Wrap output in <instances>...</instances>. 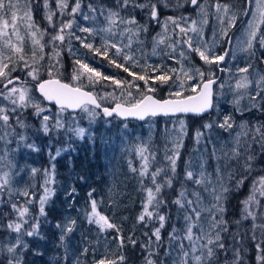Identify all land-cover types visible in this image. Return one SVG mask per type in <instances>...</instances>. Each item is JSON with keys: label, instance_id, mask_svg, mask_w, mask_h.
Listing matches in <instances>:
<instances>
[{"label": "snow or ice", "instance_id": "6c2138e0", "mask_svg": "<svg viewBox=\"0 0 264 264\" xmlns=\"http://www.w3.org/2000/svg\"><path fill=\"white\" fill-rule=\"evenodd\" d=\"M185 2L190 3L199 10L198 15L201 19L199 21L191 20L190 26L183 27L181 26V21H187L190 18L167 16L163 20L162 31L152 37L153 55L158 54L157 49L160 45H166L173 50L172 53H167L166 55H168L169 59H175L174 52L177 44L187 46L186 49L181 50L179 53L181 59L178 63L181 64V67L179 70L177 68L169 69L168 72L174 74L169 75L168 72L158 70L157 67L142 64L140 62L141 58H138L133 50L134 43L143 44L140 36L141 34H147L148 24H141L134 15H121V12L127 10L129 7L133 10H147L148 22H155L157 26H161L160 13L158 11V5L161 3V0H155V2L153 0H146L144 3H140L138 0H115L112 7L104 5L94 7L92 4H89V11L94 14L92 16L83 15L81 12L82 0H75V4L71 6V11L68 13L72 19L61 21L55 34L50 35L48 43L52 45V50L48 55L47 64H41V61L45 60L43 51L45 44L41 43V40L47 29L41 30L35 24L32 16L31 0H0V84L4 88V91L0 92V97L11 104V108H8L6 105L0 106V128H11L14 134L15 129L10 124V114H16L18 109L22 110L29 106L34 109L36 117H41L40 130L45 135L53 131L59 132L64 130L66 133H72L80 139H84L87 130L84 127L66 125L65 119L59 113H63L68 108L80 109L83 113L87 114L89 121L92 122L101 114L104 117L115 116L124 119L133 117L144 120L146 117H155L157 115L169 116L177 113H191L202 116V114L208 112L214 107L213 85L217 81L215 72L211 71V68L215 65L220 71H225L226 69L220 67V65L225 60V56L228 55L227 49L224 54H217L215 52L218 43L217 37H228V42L231 43L229 30L235 27L240 13L233 10V5L220 3L217 0L214 8L219 30L217 31V27L213 26V38L209 41L204 38V26L209 23L207 9L198 0H185ZM163 6L165 8L169 7L168 0H163ZM181 6L179 0H177L175 7ZM56 7L63 14L69 8V0H56ZM44 8L50 9L49 0H44ZM21 12L23 15H18ZM97 12L103 18L105 26L81 27L76 24L75 14L80 13L83 16V20H92L95 23L98 19L95 15ZM243 14L251 16V19L246 24V39L243 42L245 47L242 50L254 57V42L264 49V27H262L264 26V0H245ZM54 15V11L49 10L46 13L45 19L55 29L56 25L53 24ZM21 22L25 31L32 38L31 64L28 62V54L25 52L24 37L20 34ZM74 24H76L79 32L86 35L80 36L75 31H66L73 29ZM169 24L172 25L173 32L178 28L179 32L187 38L169 42L171 39L168 36ZM189 32L193 33V35L189 36ZM38 33L39 39L36 38ZM117 36L120 39H116ZM13 37H15V41ZM97 37H99L98 44L95 43ZM73 40L78 41L87 52L78 56L73 61L72 80L80 81L82 77H86L91 86L103 85L105 82H110L108 86L113 87L114 91L119 89L120 97H116L113 92H106L104 96L100 97V100H103L105 97H111L113 100H117L114 107H102L101 103L98 102L97 96L92 91H85L82 86L74 87L71 84L61 83L60 80L52 78L55 75H59L63 67L60 64L61 45L66 42L68 52L76 55V51L73 49ZM57 41L60 43L57 44ZM189 53L198 56L203 64L208 67L209 71L206 73L201 67L196 66L191 60ZM88 55H92L93 58L103 57L108 61L109 66L126 73L127 78H117L116 75H105L98 68L85 62V57ZM53 59H55L54 63ZM250 67L251 64L238 69V71L248 73ZM42 69L47 72L49 79L43 80L40 77ZM17 71H26L27 76L32 77L37 82V89L43 97L48 101H55L60 106L59 113L56 116L50 118L48 115L43 114L45 109L41 108L39 103L33 102L29 88L25 86L10 87L14 82L21 81L20 76L13 75ZM150 73H155V75ZM187 81H192L187 89V91L192 93L190 95L184 92ZM140 82L143 83L141 84ZM157 82L159 85H168L169 87L174 84L177 90L169 92L170 98L157 99L152 94L157 91ZM24 83L26 84L27 82L25 81ZM253 83L256 86L255 95H249V99L255 102L258 96L264 94V74H258V79L255 81L250 80L247 75H244L236 82V88L246 90ZM220 87L223 88V85L221 84ZM120 99H123L125 102H119ZM235 103L238 104L239 99ZM90 105L92 107H89ZM97 109H101V111L98 112ZM69 115L72 116V114ZM50 119L52 120L51 124L49 123ZM15 121L21 128L26 127L25 122L19 115H15ZM179 124L180 132L186 134L185 120L180 119ZM217 126L225 130L231 129L233 127L232 117L225 116L224 120ZM202 127L204 129H211L213 123H205ZM241 127H245V125L242 124ZM8 134L7 131L0 134V141H5ZM194 135L196 141L199 142L204 133L200 129H197ZM240 135L247 136L248 133L238 134L233 147L228 150L222 149V155L218 156L216 149H213L212 155L216 160L215 179L212 178L211 173L205 170L203 163L199 165L198 172L190 170L192 169L191 161L186 165L184 182L190 181L195 187L189 190L185 187V183L181 182L178 195L171 201V204L177 206V212L182 214L183 219L182 227L178 228L173 225L172 231L169 233V251L166 252V255H170L173 249L176 250V259L173 261V264H213L218 250L227 251L221 237V232L226 231V228L222 227V225L226 224V221L222 218L225 211L223 203L227 199V193L229 192V188L224 183V172L229 169L230 162L233 160L239 165L242 156L244 157L242 168L245 172H250L252 162L255 159L250 154L251 145L248 143L241 144ZM257 137L261 151L264 152V126L252 130L254 142H256ZM26 139L25 136L20 135L18 137V144L19 142L26 141ZM6 143H10V141H6ZM174 143L173 154L165 155L168 166L157 167L151 172H149L150 157L145 155L148 148L144 145L138 148V153L143 161L139 170V177L142 191L146 193V198L142 201V209L137 220L141 223L146 221L158 223V226L152 230V235L148 237L150 243L145 245V248H151L153 242L157 246L160 245L162 229H164L166 222L170 219V217L162 213L161 209L167 203L162 198L163 190L165 188L171 189L174 180L178 179L176 169L182 139L178 138ZM24 146L36 151L39 150L31 143H25ZM60 152L61 149H58L56 156H59ZM54 167L53 165L52 171L49 169L44 170L43 195L39 197L40 217L47 216L45 205L51 196L54 195V189L47 186L49 183L54 182ZM38 171L36 168L31 169L33 175ZM131 171L136 172L137 170L131 168ZM169 171L171 175L168 174ZM235 171L236 169H232L227 172L230 180L233 178ZM145 178L150 181V186L144 185ZM245 178L242 176L237 180V187L243 184ZM80 179L83 180L84 178L80 177ZM9 184V173L4 172L2 177H0V192H3ZM94 193L95 189H92L87 194L90 211L84 210V216L90 224L97 225L101 232L108 229L114 230L119 240L118 247L122 249L124 245L122 228L118 224L111 222L108 216L97 211L98 201L93 198ZM19 194L26 197L29 196L28 190H24ZM75 194L76 189L72 188L68 193V197L74 199ZM257 194L259 197H264V176H260L258 181H254L252 192L243 202L246 213L244 219L251 218L253 221V240H256L255 232L257 229H259L260 235L264 237V222H256L258 219L264 221V211L257 213V211L250 210L249 208L250 205L254 208H264V205L257 198ZM9 195H11L10 187ZM206 198H210L207 203ZM31 203V200L26 201V205H30ZM11 209L18 214V219L9 222L6 228L14 231L17 235L14 243H0V254L7 255V264H23V256L20 250L28 248L27 243L23 241V236H38L40 223L39 219L36 218V221L29 228L22 231L24 224L28 223L24 218L30 213V208L11 203ZM217 216L221 218L217 219ZM76 223L77 221L72 218H66L63 224L57 223L56 227L61 230L59 237L61 243L75 230ZM145 235L148 234L145 233ZM185 241H187V244H185ZM128 242L132 245H136L137 243L132 236L128 237ZM255 247L257 250V264H264V243H256ZM87 252V248L83 249L82 255ZM155 254V251L149 252V256ZM65 260H68L67 255L65 256ZM124 260L125 257L122 254L117 256L116 259L104 256L98 260H93V264H122ZM0 264H4V261H0ZM75 264H84V262L80 257H77ZM145 264H157V261L146 257ZM225 264H229V262L225 261ZM231 264H242L239 250L236 251L235 259Z\"/></svg>", "mask_w": 264, "mask_h": 264}, {"label": "rangeland", "instance_id": "374dc122", "mask_svg": "<svg viewBox=\"0 0 264 264\" xmlns=\"http://www.w3.org/2000/svg\"><path fill=\"white\" fill-rule=\"evenodd\" d=\"M142 2L144 3L145 1L143 0ZM153 2H155V0H153ZM174 2L177 3V0H174ZM198 2L203 4L209 13V23L204 26V38L211 41L213 38V26L217 27V31L219 30L214 8L217 0H198ZM219 2L233 5V10L240 13V15L238 16L235 27L229 30L231 43L228 42V37H217L218 43L215 52L221 54L224 50H228V55L225 56V60L220 65V67L226 70L220 71L219 78L213 86L214 107L208 114L201 118L192 119L189 116L178 115L159 118L147 117L141 122H136L131 120L123 121L116 118L104 119L98 116L94 121L90 122L87 114L83 113L80 109L75 113H68L66 111L59 113V108L45 104L34 90L36 81L33 80L32 77L27 76L26 71L19 73L22 75V78L26 79L27 83H19L20 81L14 82L10 87L25 86L29 88L33 102L39 103L40 107L45 109L44 115H48L51 118L59 113V115L65 119L66 125H70L71 127H84L87 131L84 139H80L72 133H66L64 130H61L59 132L62 134V143L57 147H53L51 146L52 143L48 141L40 143L41 137H48L49 134L45 135L40 130L41 117H36L34 115V109L31 106L22 110L18 109L16 114H10V124L15 129V133H12L11 128H0V134H3L5 131L9 133L5 141H0V177H2L4 172H8L10 181L9 186L6 187L3 192H0V243H14L17 235L14 231L6 228L9 222L18 219V214L11 209V203H16L18 206H28L30 208V213L24 218L28 223L24 224L22 231L29 228V226L36 221V218L39 219V223L41 222L42 217L39 216V197L43 195L45 179L44 170L49 169L52 171L53 165L55 166L54 182L49 183L47 186L54 189V195L51 196L47 204L52 201L53 205L57 206V209L61 212L62 217L59 223L63 224L66 218H72L77 221L75 230L66 237L63 243H61L59 239L61 235V230L59 229L56 243L59 250L54 254L57 257V263L55 264H65V262L67 264H75L77 257H80L84 264H93V260H98L106 254H109L111 259H116L119 250L117 233L113 236L111 234H106L105 231H99L98 226L90 224L84 216V210L90 211L87 194L92 189H95L93 198L98 201L97 211L108 216L111 222L114 223L115 220L122 221L125 219V214L122 213V202L125 203L127 195L133 191L138 192V207L140 214L142 201L146 198V193L142 191L139 177V170L143 161L138 153V148L142 145L148 148L145 155L150 157L149 172H151L157 167L168 166L165 155H172L175 147L174 142H176L178 138L182 139V146L179 148L180 156L177 160L178 170L176 169L178 179L174 180L171 189L165 188L162 192V198L167 202L165 205L166 210L163 207L161 209L162 213L169 217L170 213L168 211H171L174 215L172 223H168L165 254L169 251V233L172 231V226L175 225L179 228L183 225L182 214L177 212V206L171 204V201L178 195L181 182H184L186 165L190 161L192 164V169L190 170L198 172L199 165L203 163L205 170L211 173L212 178L215 179L216 160L212 155L213 149H216L218 156L222 155V149L228 150L233 147L238 134L247 132V136L240 135V142L241 144L248 143L251 145L250 154L255 157L252 162V169L250 172H245L243 170V156L240 159L239 165L233 160L230 162L229 169L224 172V183L230 191L236 186L237 180L243 176L246 177L244 181L246 179L250 182L252 181L251 184L253 188L254 181H258L260 176H264V152L261 151L258 137L256 142L252 139V130L264 126V94L258 96L256 101L253 102L249 99V95H255V83L249 85L246 90L236 88V82L240 80L242 76L247 75L250 80L255 81L258 79V74H264V49L260 48L259 44L254 42V57L242 50L245 47L243 42L246 39V24L247 21L251 19V16L243 14L245 0H219ZM49 3L50 9H45L44 0H31L32 16L35 24L38 25L41 30L47 29V32L41 40V43L45 44L43 50L45 60L41 61V64L48 63V55L52 50V45L48 43L50 35L55 34L61 21L72 19L68 13L71 11V6L75 4V0H69V8L66 9L63 14H61L60 10L56 7V0H49ZM114 3L115 0H82L81 12L83 15L92 16L94 14L89 11V4H92L94 7H99L100 5L112 7ZM175 3L165 8L163 6V0H161V3L158 5L161 26H157L155 22L149 23L147 14L141 23L148 24L147 34H141L140 36V40L143 41V44H133V50L136 56L141 58L140 62L142 64L152 65L157 67L158 70L165 72H168L171 68H177L179 70L181 67V64L178 63L181 59L179 53L181 50L186 49L187 46L177 44L174 52L175 59H169L168 55H166L173 51L166 45H160L157 49L158 54L153 55L152 37H154L156 33L162 31L164 18L167 16H174L177 18L184 16L190 18L187 21H181V26L183 27L190 26L191 20L199 21L201 19L198 15L199 10L196 9L195 6H190L185 0H179V3L182 5L181 7H175ZM49 10L55 13L53 16V24L56 25L55 29L45 19L46 13ZM18 15H23V13L21 12ZM95 15L98 19L97 22L94 23L92 20H83V16L80 13L75 14L76 24L81 27L105 26L103 18L99 16V12L95 13ZM76 24H74L73 29L66 31H75L77 35L85 36V33L79 32ZM33 31H35V29H33ZM20 34L24 37L25 52L28 54V62L31 64L30 54L32 38L30 34L25 31L22 22L20 23ZM188 35L192 36L193 33L189 32ZM168 36L171 38L169 42L187 38L179 32L178 28L173 32L171 24L168 26ZM36 38H40L39 33ZM116 39H120V37L117 36ZM13 40L15 41V37H13ZM56 43L59 44L60 42L57 41ZM95 43H99V37L96 38ZM73 49L76 51V55L68 52L66 42L61 45L60 64L63 67L61 68L59 76L66 75L68 83L72 85H81L84 84L82 81L88 82V80L86 77H82L80 81L72 80L73 61L78 56L86 53L87 50L83 49L79 42L75 40H73ZM189 55L196 66L201 67L206 73L209 71L208 67L203 64L198 56L191 53H189ZM97 59L99 60V57L93 58L92 55H88L85 57V62L95 67V65L98 64ZM54 62L55 59H53V63ZM249 64H251V67L248 73H241L238 71V69L247 67ZM211 71L215 72L216 75L217 68L215 65L212 66ZM42 72L47 74V72L42 69L40 77ZM168 74L174 75L171 72H168ZM152 75H155V73ZM109 83L110 82H105L103 85L91 86L88 82L91 91L103 105H110L117 102V100H113L111 97H105L103 100H100V97L104 96L106 92H113L116 97H120V90L116 89L114 91L113 87L108 86ZM191 83L192 81H187L185 84V94L191 93L187 91ZM221 84L223 88L220 87ZM161 86H163L164 89V97H169V92H175L177 90L174 84L171 87L168 85ZM2 91H4V88H0V92ZM237 99H239L238 104L235 103ZM119 102L123 103L122 99H120ZM5 105L11 108L10 102L0 97V106ZM69 114H72V116ZM15 115L20 116L25 122L26 127L21 128L16 124ZM225 116L232 117L233 127L231 129L225 130L217 126L224 120ZM180 119L185 120L186 134L180 132ZM210 122L213 123L211 129H204L202 127L203 124ZM49 123H52L51 119ZM31 124L34 128L31 127ZM242 124L245 125V127H241ZM96 128L100 130L97 136L95 132ZM197 129H200L204 133L199 142L196 141L194 135ZM31 131H35L36 136L30 134ZM50 133H52L51 136L57 137L56 131ZM20 135L25 136L27 139L18 144V137ZM6 141H10V143H6ZM25 143L34 144L39 150L36 151L27 148L24 146ZM58 149H61L59 156L64 154V152H71L72 150L73 155L80 153L82 158H89L90 160H92L94 154L97 153L102 167L101 172L95 176L98 178V187H94L90 184V188L86 189L83 196H81V191L75 187L73 183L76 179L75 174L70 173L69 169L64 172L56 170L57 166L55 160L59 157L56 156V151ZM53 157L55 158L53 159ZM152 157H154V159H152ZM32 168H36L39 171L33 175L31 173ZM131 168H135L137 171L133 172ZM232 169H236V171L233 173V178L230 180L227 172ZM59 174L61 176H59ZM168 174L171 175L170 171ZM184 183L185 187L189 190L195 187L190 181ZM144 185L150 186V181L147 178L144 180ZM9 187L11 189V195H9ZM72 188L76 189L74 199L68 197V193ZM24 190H28L29 196L26 197L19 194ZM258 197L259 195L257 194V198ZM28 200L32 201L30 205H26V201ZM209 200L210 198H206V203ZM223 206L225 208L224 203ZM119 209H121L120 212L118 211ZM178 216L180 217L179 219ZM220 218V216H217V219ZM145 223L151 224L153 228L154 226H158V223L155 221H146ZM165 225H167V222ZM34 237L35 236H33V238ZM31 238L32 237L23 236V241L27 243V241L32 240ZM185 244H187V241H185ZM85 248L88 249V252L82 255L83 249ZM149 249L155 251L153 245ZM20 251L22 252L23 249ZM66 255L68 257L67 261L65 260ZM167 257L168 260L166 262L155 255L147 256V258L156 260L157 264H173V261L176 259V250L173 249L171 254L167 255ZM7 259L8 257L6 254H0V261H4V264H7ZM145 260L146 258L139 264H145Z\"/></svg>", "mask_w": 264, "mask_h": 264}, {"label": "trees", "instance_id": "16d2710c", "mask_svg": "<svg viewBox=\"0 0 264 264\" xmlns=\"http://www.w3.org/2000/svg\"><path fill=\"white\" fill-rule=\"evenodd\" d=\"M142 1L143 0H138V2L140 3H143ZM144 1L146 2V0ZM168 2L169 5L175 3L174 0H168ZM146 12L147 10H133L131 7H129L127 10L122 11L121 15H134L136 19L140 23H142V21L144 20L143 18L147 16ZM97 62L98 64L95 65V67L102 71L105 75H116L117 78H127L126 73H123L120 69H116L115 67L109 66L108 61L103 57H99V60ZM17 73L21 72L17 71ZM13 75H15V73H13ZM45 77L49 76L48 74L42 72L41 78ZM54 77H57L60 80H63L68 83L66 75H57ZM82 83L84 84L74 86H82L83 89L91 91L90 86H88V82L82 81ZM140 83L142 84L143 82ZM133 91L135 90L133 89ZM152 94L156 98H163V86L159 85L157 82V91ZM122 101L125 102L123 99ZM189 117L192 119H197L195 117ZM31 127H33L32 124ZM99 131L100 130L96 128V136L99 134ZM30 134L36 136L35 131H31ZM51 135L52 133H49L48 137H41L40 143H42L43 141H48L52 143L51 146L53 147L59 146L62 143V134L60 132H57V137ZM55 162L57 166V171L64 172L69 169L70 173L75 174L76 179L73 181V183L74 186L81 191V196H83V193L86 189L90 188V184H92L94 187H98V178H96L95 176L101 172L102 167L98 159L97 153H95L94 158L90 160L89 158H82L80 153L73 155L71 150V152H64V154L56 158ZM59 176L61 175L59 174ZM80 177H83L84 179L81 180ZM251 183L252 181L250 182L248 179H246L242 185H240L239 187H237V185L234 186L227 193V199L224 201L225 211L223 215V220L226 221V224L222 225V227L226 228V231L221 232L222 241L227 251L218 250L216 258H214L213 260V264H225V261H228L229 264H231V262L235 259V254L237 250L240 251V255L242 257V264H257V250L255 245L256 243H264V237L260 235V231L259 229H257L255 232L256 240H253V221L251 220V218L244 219L246 213L245 205L243 202L252 192ZM138 198V192L133 191L132 193H129L125 198V203L122 202V213L125 214V219H123L122 221H114V223L118 224L122 228V235L124 238L123 248H119L117 252L118 256L122 254L125 257V260L122 262V264H139L144 261V259L149 255V251H151V249L145 248V245H148L150 243L148 237L152 235V230L154 228L149 223L138 222ZM258 199L261 201V204L264 205V197H258ZM162 207L166 210L165 205ZM249 208L250 210L257 211V213L264 211V208H254L252 205H250ZM45 211L47 213V216L42 217L41 219L39 235L35 236L34 238L32 237L31 241H27L28 248L23 249L22 251L24 264L57 263V257L54 254L56 253V251L59 250L56 244L58 240L59 229L56 227V225L60 222L62 214L57 209V206L53 205L52 201L49 204L45 205ZM118 211L120 212L121 209H119ZM168 212L170 213V219L167 221V225H165L164 229H162V240L160 242V245L157 246L154 242L152 243L156 251L155 256H158V258H161L163 261L166 262L168 260V257L165 254V240L167 239L166 232L168 229V223L171 224L174 217L171 211ZM256 222L260 223L264 221H260L258 219ZM105 233L111 234L113 236L116 235V232L112 229L106 230ZM145 233H147L148 235H145ZM129 236H132L137 241L136 245H132L128 242ZM105 256L110 258L109 254H106ZM65 264L67 263L65 262Z\"/></svg>", "mask_w": 264, "mask_h": 264}, {"label": "water", "instance_id": "95a60500", "mask_svg": "<svg viewBox=\"0 0 264 264\" xmlns=\"http://www.w3.org/2000/svg\"><path fill=\"white\" fill-rule=\"evenodd\" d=\"M190 4V3H189ZM190 6H193V5H191L190 4ZM224 52H225V50L221 53V54H224ZM217 68V67H216ZM219 75H220V70L217 68V72H216V78H217V80H218V78H219ZM53 79H58V78H55V77H52ZM47 79H49V77H47V78H43V80H47ZM59 80V79H58ZM61 81V83H67V82H65V81H62V80H60ZM217 82V81H216ZM69 84V83H68ZM72 86H74V85H72ZM214 86V85H213ZM75 87V86H74ZM0 88H3V85L1 84L0 85ZM34 90H35V92L40 96V98L42 99V101L44 102V103H46V104H48V105H52V106H54V107H57V108H59L60 106L58 105V104H56L55 103V101H48V100H46L44 97H43V95L38 91V89H37V82L35 83V85H34ZM85 91H89V90H86V89H84ZM190 94H192V93H190ZM190 94H188V95H190ZM165 98H170V97H164V98H157V99H165ZM99 102V101H98ZM100 103V102H99ZM115 103L116 102H114V103H112V104H110V105H102V107H110V106H115ZM90 107H92L91 105H90ZM79 109H71V108H68V109H66L65 111L66 112H69V113H75V112H77ZM211 110V109H210ZM209 110V111H210ZM97 111L98 112H100L101 111V109H97ZM208 111V112H209ZM208 112H206V113H204V114H202V116H204V115H206ZM177 115H182V116H191V117H195V118H198V117H202V116H197V115H193V114H191V113H189V114H179V113H177V114H175V115H169V116H177ZM102 118H104V119H108V118H111V117H104L102 114L100 115ZM113 117H115V116H113ZM155 117H168V116H164V115H157V116H155ZM115 118H117V119H119V120H132V121H136V122H140V121H143V120H139V119H137V118H133V117H129V118H127V119H124V118H119V117H115ZM147 118V117H146Z\"/></svg>", "mask_w": 264, "mask_h": 264}, {"label": "flooded vegetation", "instance_id": "af4514ba", "mask_svg": "<svg viewBox=\"0 0 264 264\" xmlns=\"http://www.w3.org/2000/svg\"><path fill=\"white\" fill-rule=\"evenodd\" d=\"M15 75H18V76L21 77V81H20L19 83H24V82L26 81V79L22 78V75H21V74L15 72ZM53 77H54V76H53Z\"/></svg>", "mask_w": 264, "mask_h": 264}]
</instances>
